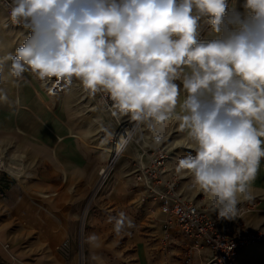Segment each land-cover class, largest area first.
<instances>
[{
    "label": "clouds",
    "instance_id": "9594fccd",
    "mask_svg": "<svg viewBox=\"0 0 264 264\" xmlns=\"http://www.w3.org/2000/svg\"><path fill=\"white\" fill-rule=\"evenodd\" d=\"M30 30L0 56V83L29 73L49 91L79 82L120 115L179 121L187 147L178 169L209 194L211 210L237 216L264 159V0H0ZM202 23L215 38L198 39ZM179 80L182 88L175 81ZM8 94L0 87V101ZM179 109V110H178ZM114 230L134 223L123 212Z\"/></svg>",
    "mask_w": 264,
    "mask_h": 264
},
{
    "label": "rangeland",
    "instance_id": "374dc122",
    "mask_svg": "<svg viewBox=\"0 0 264 264\" xmlns=\"http://www.w3.org/2000/svg\"><path fill=\"white\" fill-rule=\"evenodd\" d=\"M242 2L228 0L230 7L235 4L241 12ZM210 31L211 28L204 39ZM28 35L10 22L0 7V56L14 54ZM25 77L28 82H21L19 87L11 78L0 83L8 94L6 102L0 101V157L7 162L22 157L25 171L16 180L0 170L4 193L0 195V243L9 246L16 258H9L13 264H27L19 256L41 254L42 247L37 243V232L29 227L30 216L26 217L21 208L34 209L56 222L61 211H69L64 216L72 222L70 237L57 248L61 254L74 257L76 264H85L90 218L101 217L105 209L100 207L117 194L118 187L131 191L132 177L128 174L134 164L146 161L147 156L162 148L169 149L170 158L181 150L192 154L195 151L178 147L189 142L187 130L179 129L166 140L159 139V126L120 115L110 98L102 93L89 94L79 82L50 92L54 77L47 86L29 73ZM138 124L140 128L135 127ZM128 137L132 144L118 155L112 167L109 165V177L101 184L106 178L102 177L101 182V171L111 163L113 151L123 138ZM246 206L257 208L256 203ZM73 209L76 212L71 214ZM261 247L250 248L255 252L245 264H264Z\"/></svg>",
    "mask_w": 264,
    "mask_h": 264
},
{
    "label": "crops",
    "instance_id": "0c3cea01",
    "mask_svg": "<svg viewBox=\"0 0 264 264\" xmlns=\"http://www.w3.org/2000/svg\"><path fill=\"white\" fill-rule=\"evenodd\" d=\"M215 36L216 34L211 30L204 40L213 39ZM175 82L182 88L179 80ZM179 123V121L173 120L167 123L170 124L168 126H159L157 134L159 139L166 140L171 134L176 133L180 129ZM187 145L188 143H182L178 147L190 149ZM187 153L181 150L170 158V167L175 169L181 177L179 192L182 197L193 201L197 206L209 209L211 208L209 194L195 183L191 173L176 167L177 160ZM251 192L253 199H241L237 205V210L242 209L243 219L249 226L264 230V159H262L257 177L251 185ZM54 203H59V201H54ZM249 203H256L257 208L248 211L246 205ZM100 208L105 209L101 213V217L91 216L89 221L90 229L85 264H181V259L188 249L189 241L177 234L174 228L172 243L168 249L164 248L162 225L166 217L161 214L155 202L141 204L138 194L122 186L118 187L117 194L108 199L105 205ZM21 211L26 217L30 216L29 227L32 228V231L37 232V243L42 247L41 254L29 258L20 255L19 257L24 259L23 261L27 264H76L74 257L69 258V256L61 254L57 248L59 244L70 237L72 222H68L67 217L69 216H64L69 215V211H61L59 213L60 220L57 222L50 217L45 218L43 214L31 208L22 207ZM75 212L76 210L72 211L71 214ZM122 212L133 221L134 227H125L122 232L116 233L114 230L115 219L113 218H117ZM263 245H260L262 246L260 250L264 252ZM250 248L240 252L238 264H245V261L247 262L250 256L254 254L255 251L253 252ZM205 252H207L206 255ZM209 259L208 250H199L194 252L193 264H204ZM2 261L10 262L0 243V264Z\"/></svg>",
    "mask_w": 264,
    "mask_h": 264
},
{
    "label": "built area",
    "instance_id": "2783aa9c",
    "mask_svg": "<svg viewBox=\"0 0 264 264\" xmlns=\"http://www.w3.org/2000/svg\"><path fill=\"white\" fill-rule=\"evenodd\" d=\"M0 7L11 22L7 8L2 3ZM14 25L23 28L18 24ZM209 29V25L202 23L198 39H204ZM23 30L30 35V30L24 28ZM169 153L167 148L158 149L147 156L146 161H137L133 170L128 174L132 177L130 189L138 194L139 202L141 204L155 202L161 214L166 217L162 225L164 248L168 249L171 245L174 228L177 234L189 241L181 264H193L194 252L199 250H208L210 253V259L204 264H238L242 250L264 244V230L249 226L243 219L242 209L237 210L235 218L228 219L220 217L211 208L197 206L193 201L182 197L179 192L180 177L169 165ZM110 164L101 171V182ZM108 177L109 175L101 184ZM0 195H4L1 188ZM246 209L250 211L253 207L246 206ZM2 249L8 256V260L9 258L12 261L16 260L10 253L8 245H2ZM1 264L13 263L2 261Z\"/></svg>",
    "mask_w": 264,
    "mask_h": 264
},
{
    "label": "bare ground",
    "instance_id": "6f19581e",
    "mask_svg": "<svg viewBox=\"0 0 264 264\" xmlns=\"http://www.w3.org/2000/svg\"><path fill=\"white\" fill-rule=\"evenodd\" d=\"M141 124H138L137 128H140ZM124 140L122 141V144H120L115 151H113L114 157L111 160V166L112 167L118 160V155L122 152L125 151V149L130 146L132 144L131 139L128 138H123ZM112 153V152H111ZM22 157L17 158V159H13V161L11 162H7L6 160H4L3 158L0 157V170H3L5 172H8L12 177H14L16 180H20L23 175H24V164L21 161ZM106 170L104 172L103 177H106ZM44 196V195H43ZM47 197V196H46Z\"/></svg>",
    "mask_w": 264,
    "mask_h": 264
}]
</instances>
